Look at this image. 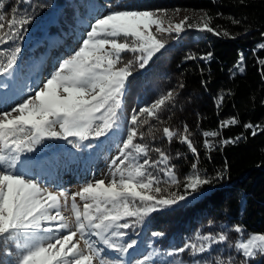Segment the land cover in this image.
<instances>
[{"label": "snow or ice", "instance_id": "1", "mask_svg": "<svg viewBox=\"0 0 264 264\" xmlns=\"http://www.w3.org/2000/svg\"><path fill=\"white\" fill-rule=\"evenodd\" d=\"M29 4L31 0H16V5ZM4 8L5 4L0 2V45L22 40L28 30L27 25L34 19L27 8L13 6L10 18ZM107 8L108 11L92 18L77 48L45 73L26 97L10 109L0 108V248L12 245L19 250L14 264H123L118 257L110 259L107 253L113 251L123 256L136 245L135 240L119 242L126 235L122 230L132 226L125 218L135 217V223L141 224L151 213L194 197L204 185L212 183L201 173L196 162L192 163L190 173L181 181L164 152L154 149L160 154L159 159L150 160L149 146L136 142L138 134L143 136V133H138V128L148 122L140 117H157L159 111L174 99L172 90L138 110H131L126 136L117 145L118 155L110 164L109 182L106 183L105 179L86 181L78 192L71 194L74 226L68 223L61 211L68 206L69 193L50 190L34 175L19 170L24 154L34 152L45 139H60L79 147L90 139L108 137L118 129L119 112L134 65L144 69L166 47V42L159 39L157 33L179 36L185 27L195 26L187 23L188 17L165 26L168 11L165 9L132 10L122 2L110 3ZM198 30L214 32L208 23ZM223 34L229 35L227 31ZM258 47L264 49V44ZM20 52L21 48L16 46L8 52L6 60H0V76L11 75ZM126 52L136 54L134 60L124 62L121 54ZM4 55L5 51L0 50V56ZM197 58L210 59L211 53L185 57L190 60ZM243 60L241 53L237 63L240 72L244 71L241 66ZM224 98L223 94L216 98L217 107ZM237 123L239 121L232 117L221 121L220 126ZM244 127L253 129L252 135H256L257 126L246 124ZM187 132L188 127L184 125V133ZM163 134L171 141L177 132L164 127ZM202 135L205 137V149L211 151L214 145L208 137H216L219 132L204 131ZM242 138H230L221 143H236ZM179 142L186 144L198 160L199 153L188 135H181ZM85 146L94 147L92 143ZM141 157H144L142 162ZM149 169L163 173V178ZM217 178H222V173H218ZM162 181L169 187L182 184L183 193L165 195L166 189L160 186ZM77 197L83 202L82 208ZM233 231L240 234L244 229L237 224ZM227 240L224 233L218 237L204 235L199 246L184 243L175 249L174 254L188 250L193 256L204 254L211 245ZM81 241L84 249L80 248ZM98 243L104 247L97 246ZM234 247L243 257L239 264H251L258 256H264V233L248 234L246 240H237ZM195 264H201V261ZM215 264L237 262L230 256L227 261L217 259Z\"/></svg>", "mask_w": 264, "mask_h": 264}, {"label": "trees", "instance_id": "2", "mask_svg": "<svg viewBox=\"0 0 264 264\" xmlns=\"http://www.w3.org/2000/svg\"><path fill=\"white\" fill-rule=\"evenodd\" d=\"M78 1L31 0L29 5H16V0H0L5 4L4 12L9 18L13 6L27 8L34 17L27 25L28 30L22 40L0 45V50L5 51L0 60H6L8 52L14 47L21 48L14 71L11 75L0 76V97L12 100L14 90L29 83L31 73L42 65L41 57L48 58L50 54L52 45L47 36L42 34L31 39L30 29L37 30L36 24L48 14V31L55 33L57 39L71 34L78 25ZM93 2L104 4L106 8L110 3L122 2L132 10L184 8L193 13L186 16L189 18L187 23L195 26L185 27L179 36L157 33V37L166 42V47L144 69L134 65L119 112V128L109 133L108 137H102L101 141L98 139L99 142L90 139L79 147L71 144V147L65 148L64 155L72 158L75 152L76 155L88 152L91 158H101L102 161L103 148H116L121 138L126 136L131 110H138L172 90L174 99L159 111L157 117H140L148 122L138 128V133H143V136L138 134L136 142L149 146L150 160L159 159L160 154L154 149L164 152L181 181L190 173L192 163L196 162L201 173L212 183L204 185L194 197L151 213L141 224H136V218L131 217L129 224L132 226L129 229H137L134 234L137 236L136 245L153 249L171 264H195L198 260L201 264H215L217 259L227 261L230 256L239 264L243 257L235 250L239 234L233 231V227L241 225L244 229L242 234L251 230L264 233V64L261 63L264 61V49L258 47L264 44V36L261 35L264 33V0ZM83 11L82 16H89L86 8ZM204 23H208L214 32L198 30ZM225 31L229 35H224ZM208 53H211V58L207 60L185 59L190 54L199 57ZM241 53L244 56L243 72L237 68ZM121 55L127 62L134 60L136 54L126 52ZM222 94L224 101L217 107L216 98ZM232 117L239 123L221 128V121ZM246 124L257 126L256 135H252L253 129L244 127ZM184 125L188 127L187 133H184ZM164 127L177 132L171 141L164 136ZM213 130L219 135L208 137L214 145L208 151L204 147L202 133ZM183 134L188 135L196 147L198 160L186 144L179 142ZM239 136L243 138L236 143H221ZM51 140L59 143V140ZM88 143L94 147H86ZM39 146L43 147V144L36 147ZM143 159L140 158L141 162ZM149 171L163 178L164 174L156 169ZM218 173H222V178H217ZM160 186L166 189L165 195L184 191L182 184L169 187L162 181ZM153 233L163 235L154 236ZM221 233L226 234L228 240L211 245L207 253L193 256L188 250L174 254L175 249L184 243L199 246L204 235L218 237ZM15 257L16 249L12 245L0 248V264H14ZM251 264H264V256H258Z\"/></svg>", "mask_w": 264, "mask_h": 264}, {"label": "rangeland", "instance_id": "3", "mask_svg": "<svg viewBox=\"0 0 264 264\" xmlns=\"http://www.w3.org/2000/svg\"><path fill=\"white\" fill-rule=\"evenodd\" d=\"M93 1L95 0L78 1L76 9V13L78 14V25L71 32V34L64 35L62 39H57V35H55V33L48 31V20L50 18V15L48 14L44 15L43 19L36 24V28H38L37 30H34L33 27L30 29V34L32 36L31 39L39 37L42 34L47 36L52 45L50 54L48 58H45L44 56L41 57L42 65H40L36 71L31 73L29 83H24L21 88H16L14 90V95L11 98L12 100H7V98H3L1 95L0 108L10 109L17 101L26 97L30 93V90L44 78L45 73H49L54 66H58V62L62 58L70 54L74 48H77L78 41L81 40L82 35L86 32V30H88L87 26L91 22L92 18L107 11L104 4L102 6H99L98 4L95 5ZM86 2L88 4L87 6L85 5ZM86 7L92 12L89 13V16L88 14L82 16L84 13L83 9ZM176 9H179V11H174ZM165 10H168L165 17V26H167L168 23H172L173 25L179 23L183 21L188 14L192 13H190V10L184 8H171ZM86 18L89 19L87 22L85 21ZM10 94L11 93H9V95ZM101 138H99L100 141ZM69 139L73 138L70 137ZM53 140H59V143L56 144V141L45 139L41 143L43 144V147H36L34 152L24 154L22 157V167L19 170L27 173L28 175H34L43 186L50 190H65L69 193L68 206L66 208H62L61 211L67 218L68 223L74 226L75 217L71 211V194L78 192L86 181L105 179L106 183L109 182L111 179L110 173L112 171L110 164L112 158L118 155V148H103L104 154L102 161H100L101 158H91L88 152H85L82 155H80V152L79 155H76L77 152H75V155L72 158H67L64 155V150L67 146L71 147V144L60 139ZM77 203L82 208L83 202L79 200V197H77ZM125 219L128 223L132 220L131 217ZM122 231H124L126 235L119 241L120 243H125L131 240L136 241L137 236L134 234L137 232V229L132 231V229L128 228L123 229ZM251 233L262 232L251 230L247 234L240 233L237 236L236 241L246 240L248 238V234ZM91 239L95 240L96 237H91ZM97 246L104 247L99 243ZM80 248H85L82 241L80 242ZM18 251L19 250L16 249V255L18 254ZM107 255L110 259L118 257L123 264H171L163 255L157 254L153 249L147 246L143 247L135 245L134 248L129 249V252L123 256H119L118 253L113 251H109Z\"/></svg>", "mask_w": 264, "mask_h": 264}]
</instances>
